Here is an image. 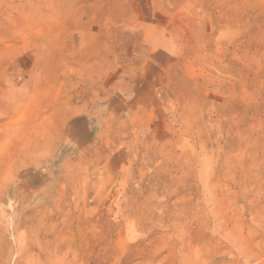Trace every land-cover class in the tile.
<instances>
[{
    "label": "rangeland",
    "instance_id": "rangeland-1",
    "mask_svg": "<svg viewBox=\"0 0 264 264\" xmlns=\"http://www.w3.org/2000/svg\"><path fill=\"white\" fill-rule=\"evenodd\" d=\"M0 264H264V0H0Z\"/></svg>",
    "mask_w": 264,
    "mask_h": 264
},
{
    "label": "bare ground",
    "instance_id": "bare-ground-1",
    "mask_svg": "<svg viewBox=\"0 0 264 264\" xmlns=\"http://www.w3.org/2000/svg\"><path fill=\"white\" fill-rule=\"evenodd\" d=\"M240 247H242V248H243V244H242V243L240 244Z\"/></svg>",
    "mask_w": 264,
    "mask_h": 264
}]
</instances>
